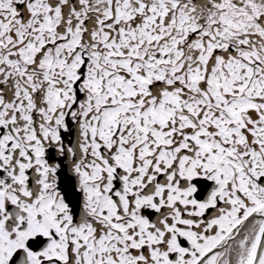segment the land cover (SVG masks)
<instances>
[{"label": "snow or ice", "instance_id": "6c2138e0", "mask_svg": "<svg viewBox=\"0 0 264 264\" xmlns=\"http://www.w3.org/2000/svg\"><path fill=\"white\" fill-rule=\"evenodd\" d=\"M0 264H264V0H0Z\"/></svg>", "mask_w": 264, "mask_h": 264}]
</instances>
